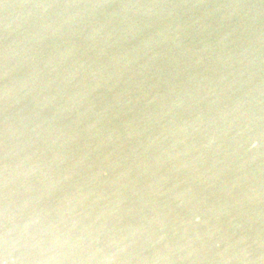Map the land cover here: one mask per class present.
Masks as SVG:
<instances>
[{
  "label": "water",
  "instance_id": "95a60500",
  "mask_svg": "<svg viewBox=\"0 0 264 264\" xmlns=\"http://www.w3.org/2000/svg\"><path fill=\"white\" fill-rule=\"evenodd\" d=\"M0 264H264V0H0Z\"/></svg>",
  "mask_w": 264,
  "mask_h": 264
}]
</instances>
